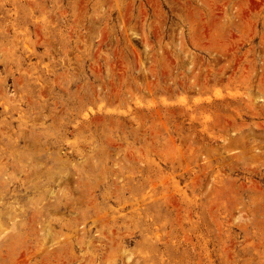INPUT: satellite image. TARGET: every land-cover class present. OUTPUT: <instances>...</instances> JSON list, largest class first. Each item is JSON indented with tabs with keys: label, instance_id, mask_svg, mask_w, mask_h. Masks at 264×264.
<instances>
[{
	"label": "rangeland",
	"instance_id": "1",
	"mask_svg": "<svg viewBox=\"0 0 264 264\" xmlns=\"http://www.w3.org/2000/svg\"><path fill=\"white\" fill-rule=\"evenodd\" d=\"M0 264H264V0H0Z\"/></svg>",
	"mask_w": 264,
	"mask_h": 264
}]
</instances>
